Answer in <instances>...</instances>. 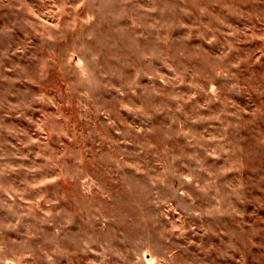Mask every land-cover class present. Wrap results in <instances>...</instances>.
I'll return each mask as SVG.
<instances>
[{"label": "rangeland", "instance_id": "1", "mask_svg": "<svg viewBox=\"0 0 264 264\" xmlns=\"http://www.w3.org/2000/svg\"><path fill=\"white\" fill-rule=\"evenodd\" d=\"M0 264H264V0H0Z\"/></svg>", "mask_w": 264, "mask_h": 264}]
</instances>
